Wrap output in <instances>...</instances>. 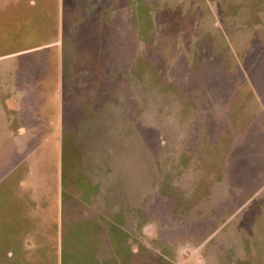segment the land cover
<instances>
[{
  "label": "rangeland",
  "instance_id": "rangeland-1",
  "mask_svg": "<svg viewBox=\"0 0 264 264\" xmlns=\"http://www.w3.org/2000/svg\"><path fill=\"white\" fill-rule=\"evenodd\" d=\"M82 1L0 0V264H264V0Z\"/></svg>",
  "mask_w": 264,
  "mask_h": 264
},
{
  "label": "crops",
  "instance_id": "crops-1",
  "mask_svg": "<svg viewBox=\"0 0 264 264\" xmlns=\"http://www.w3.org/2000/svg\"><path fill=\"white\" fill-rule=\"evenodd\" d=\"M73 1L76 2V5H75L74 9H75L76 13H78V11L81 9V7L83 8V6L80 5V9H79V0H73ZM81 1L82 0H80V2ZM82 3H83V1H82ZM81 10H82L81 12L83 13V15H85L86 12L83 9H81ZM85 83H89V82L85 81V79H84V82L81 83V84L83 86H85ZM62 88L64 89L63 76H62ZM87 89L92 90V88H87ZM94 89H96V88H94ZM95 92H96V90H95ZM69 96H71V95L70 94H65V98L70 100ZM89 96H91V98H92L91 101L92 102L90 103V108L87 111H86L85 107H82V105H84V104H82V105H78V110H77L76 114L68 113V108L73 105V104H71L67 108V112H66L67 117H66V116H64V110H63V107H62V109H61V120H59V118H58V120L56 122V126H55L56 129H54V130H53L54 127L51 126L50 124H48L45 120H43L45 122H44V124H42V119L38 118L37 117L38 115L35 114V112H34V115H29V116L28 115H24V113H19L18 112V114H17V116L15 118L16 121H17V129L18 128L22 129V131L19 133V135L17 134L14 139H17L18 141L22 142V138L26 137L28 134L31 135V134H33L34 132H37V131L45 132V133H47V135H50V136L53 134V131H55L57 133V135L59 134V136H60L62 134L63 128H65V129H66V127L67 128H71L72 125L74 126L75 129H78V130H81V131L87 130V125H89L90 120L92 119V117H94L93 120L96 119V97H95V94L90 95V91L87 90L86 98H89ZM46 136H43V137H46ZM37 138L40 139L41 136H38ZM45 140L40 139L39 143L40 144L49 143V144L52 145L51 142H48V141H45ZM20 162H21V160H20ZM18 164L19 163L15 164V167L11 168V169H13L12 170L13 172L15 171L14 168H16V166ZM25 165H27V164H25ZM27 169L29 171L30 177L32 178L33 175L35 174L33 168L31 166L27 165ZM8 173L10 174V170H9ZM4 176H5V174L2 176V179L4 178ZM26 180H27V183H28L29 180L27 178H26ZM20 185H23V183L22 184L20 183ZM23 188H24V185H23ZM59 191L61 192L60 187H59Z\"/></svg>",
  "mask_w": 264,
  "mask_h": 264
},
{
  "label": "trees",
  "instance_id": "trees-1",
  "mask_svg": "<svg viewBox=\"0 0 264 264\" xmlns=\"http://www.w3.org/2000/svg\"><path fill=\"white\" fill-rule=\"evenodd\" d=\"M88 126V125H87Z\"/></svg>",
  "mask_w": 264,
  "mask_h": 264
}]
</instances>
